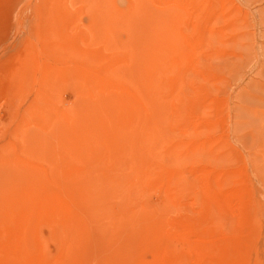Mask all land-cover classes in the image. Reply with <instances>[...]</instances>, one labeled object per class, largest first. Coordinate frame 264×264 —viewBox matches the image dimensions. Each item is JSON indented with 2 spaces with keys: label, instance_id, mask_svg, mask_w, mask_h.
<instances>
[{
  "label": "rangeland",
  "instance_id": "rangeland-1",
  "mask_svg": "<svg viewBox=\"0 0 264 264\" xmlns=\"http://www.w3.org/2000/svg\"><path fill=\"white\" fill-rule=\"evenodd\" d=\"M0 264H264V0H0Z\"/></svg>",
  "mask_w": 264,
  "mask_h": 264
},
{
  "label": "bare ground",
  "instance_id": "bare-ground-1",
  "mask_svg": "<svg viewBox=\"0 0 264 264\" xmlns=\"http://www.w3.org/2000/svg\"><path fill=\"white\" fill-rule=\"evenodd\" d=\"M217 33V32H216ZM211 35V34H210ZM211 38V37H210ZM182 68H184V67H182ZM181 70V69H180ZM222 217V216H221ZM220 219V218H219Z\"/></svg>",
  "mask_w": 264,
  "mask_h": 264
}]
</instances>
